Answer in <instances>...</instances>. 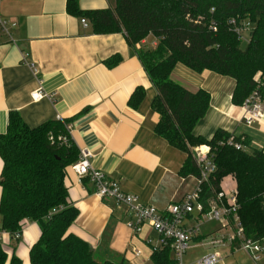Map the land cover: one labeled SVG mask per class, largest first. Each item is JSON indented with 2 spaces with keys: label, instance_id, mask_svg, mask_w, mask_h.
<instances>
[{
  "label": "crops",
  "instance_id": "1",
  "mask_svg": "<svg viewBox=\"0 0 264 264\" xmlns=\"http://www.w3.org/2000/svg\"><path fill=\"white\" fill-rule=\"evenodd\" d=\"M67 2L1 0L0 16L9 24L10 34L0 27V134L6 133L12 111L19 112L31 128L68 120L69 135L78 149L93 154L92 168L143 204L165 210L197 188L196 177L180 175L188 155L156 133L159 116L152 102L157 92L125 34H95L88 19L84 18L85 26L83 18L68 13ZM79 6L83 11L104 10L114 8L116 0H79ZM157 44L149 36L137 47ZM114 58L119 62L108 66ZM171 79L191 92L202 89L211 95L210 109L195 128L196 135L211 139L222 129L264 151V118L251 126L244 122L242 106L232 102L233 78L178 64ZM40 88L49 97L34 102L32 93ZM138 88L146 96L134 109L129 101ZM3 166L0 156V179ZM65 183L79 210L70 233L88 241L100 262L154 264L147 240L159 237L150 226L134 234L127 226V209L100 198L92 179H81L72 166L66 169ZM236 185L232 176L222 181L225 192ZM2 192L0 186V204ZM40 237V226L27 222L15 247L23 264H32L30 251ZM0 239L10 261L14 242L5 232H0ZM133 247L143 256L135 255Z\"/></svg>",
  "mask_w": 264,
  "mask_h": 264
},
{
  "label": "trees",
  "instance_id": "2",
  "mask_svg": "<svg viewBox=\"0 0 264 264\" xmlns=\"http://www.w3.org/2000/svg\"><path fill=\"white\" fill-rule=\"evenodd\" d=\"M67 11L88 19L95 34H125L157 92L152 102L159 116L156 133L188 155L180 175L198 178L193 149L209 147L216 170L202 185V203L207 209L208 201L221 193L224 178L232 176L245 234L263 242L264 151L222 129L211 139L196 135L195 128L210 109L211 95L202 89L187 90L171 74L183 64L198 73L209 70L231 77L236 81L232 102L237 106H243L256 90L264 97V79L261 84L255 79L264 73V0H116L114 8L90 11H83L79 0H68ZM232 19L253 25L249 43L232 30ZM149 36L158 40L157 46L138 48ZM118 62L114 58L108 66ZM145 96L146 91L138 88L130 106L138 108ZM68 124V120H50L31 128L19 112H10L7 131L0 134L4 162L0 232L11 236L14 253L8 261L0 240V264H23L15 247L27 222L41 229L30 251L32 264H112L100 262L88 241L70 233L79 210L70 200L66 169L78 161L80 150ZM238 249L236 245L232 252ZM151 259L154 264H174L170 249L153 253Z\"/></svg>",
  "mask_w": 264,
  "mask_h": 264
},
{
  "label": "built area",
  "instance_id": "3",
  "mask_svg": "<svg viewBox=\"0 0 264 264\" xmlns=\"http://www.w3.org/2000/svg\"><path fill=\"white\" fill-rule=\"evenodd\" d=\"M82 24L88 26V21L83 18ZM230 24L239 39L244 43H249L253 25L248 21L238 22L236 19H232ZM0 27L10 34L9 24L2 20L1 16ZM31 67L37 73L33 64ZM255 79L258 84H261L264 73L259 72ZM46 97L49 96L42 88L32 93L34 102ZM242 108L243 120L247 125L251 126L260 122L264 118V97L261 92L254 91ZM236 148L241 149L242 145L236 144ZM193 152L200 168V176L196 178L197 188L180 202L170 204L165 210H160L154 205L143 204L137 196L124 193L117 181L109 179L103 172L92 168L90 160L93 154L87 149L80 151L79 159L72 165V168L81 179L84 177L92 179L100 198L112 199L118 206H124L127 209L129 217L127 226L134 234L139 235L146 225L158 234L157 241L147 240L152 254L170 249L174 264H224L227 256L220 250L222 248L232 250L238 245V250H245L256 262H259L264 256V241H254L245 234L238 213L240 205L237 185L229 192H225L222 188L221 193L215 199L208 201L206 209L201 201L202 185L209 182L210 176L216 170V165L210 156L209 147L199 146L194 148ZM210 223H217L221 227L210 234L211 240L205 243L203 228ZM194 241L200 242V246L212 248L213 251L195 261L187 262L185 256ZM132 251L138 257L143 256V253L136 247H133Z\"/></svg>",
  "mask_w": 264,
  "mask_h": 264
},
{
  "label": "rangeland",
  "instance_id": "4",
  "mask_svg": "<svg viewBox=\"0 0 264 264\" xmlns=\"http://www.w3.org/2000/svg\"><path fill=\"white\" fill-rule=\"evenodd\" d=\"M220 227L221 226L218 225L217 223H210L204 226L203 231L206 232V234L208 233L206 237L204 238L205 240L204 242L206 243L211 240L209 231H212V230L217 231L220 229ZM212 251H213L212 248L200 246V242L194 241L191 244L190 250L185 256V260L187 262L192 261ZM220 251H222L227 256L224 264H264V256L259 262H256L252 258V256L245 250H236L232 252L230 248H222Z\"/></svg>",
  "mask_w": 264,
  "mask_h": 264
}]
</instances>
